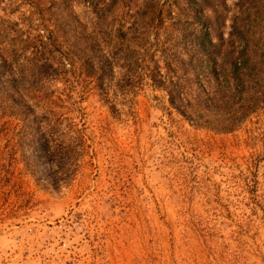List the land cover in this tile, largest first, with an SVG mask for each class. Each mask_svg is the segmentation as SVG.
Segmentation results:
<instances>
[{
	"label": "rangeland",
	"instance_id": "374dc122",
	"mask_svg": "<svg viewBox=\"0 0 264 264\" xmlns=\"http://www.w3.org/2000/svg\"><path fill=\"white\" fill-rule=\"evenodd\" d=\"M235 58L264 73V0H0V264H264Z\"/></svg>",
	"mask_w": 264,
	"mask_h": 264
},
{
	"label": "trees",
	"instance_id": "16d2710c",
	"mask_svg": "<svg viewBox=\"0 0 264 264\" xmlns=\"http://www.w3.org/2000/svg\"><path fill=\"white\" fill-rule=\"evenodd\" d=\"M210 42V41H209ZM212 44V42H210ZM235 65H230L227 77L224 78L223 83H225L226 88L230 90V96L231 98H235L238 96V98L241 95V92L246 91L248 89V100L247 103L249 105V109H254L258 106L260 102L264 100V73L260 75V71L257 68L249 67L248 65V75L245 72L247 65H243L244 62L239 61L237 58H235ZM209 66V65H208ZM210 68V71L214 72L215 69L212 67ZM96 72V71H93ZM214 77H217V71L216 74L214 73ZM248 77V79H247ZM165 79L162 74L159 73V79L158 84L159 86H165ZM248 82V85H247ZM172 88L168 89L165 87V90L168 93V101L172 107H174L180 114H182L184 117H186L191 122H198L199 120L202 121V124H210L212 119H210L209 115L212 114V110H216L219 104V99L215 94H212L210 97H207L206 99L202 100L200 98H196L195 102L192 104V102L186 98L182 97V91L179 88V82L178 80L176 82L171 83ZM245 96V95H244ZM228 97V98H229ZM245 99V98H244ZM246 101V99H245ZM201 108L206 110L208 113H194L187 114L186 110L187 108ZM207 109L210 110L207 111ZM195 112V111H194ZM244 115L240 116L239 118H243ZM204 118V119H202ZM209 126V125H208ZM215 128V127H212ZM44 150V149H43ZM44 154H53L51 150L45 149Z\"/></svg>",
	"mask_w": 264,
	"mask_h": 264
}]
</instances>
